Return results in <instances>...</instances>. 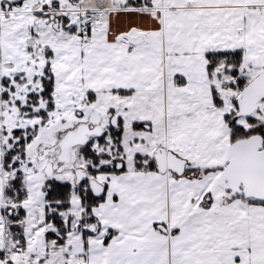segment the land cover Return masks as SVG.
Masks as SVG:
<instances>
[{
	"label": "snow or ice",
	"instance_id": "obj_1",
	"mask_svg": "<svg viewBox=\"0 0 264 264\" xmlns=\"http://www.w3.org/2000/svg\"><path fill=\"white\" fill-rule=\"evenodd\" d=\"M0 264H264V0H0Z\"/></svg>",
	"mask_w": 264,
	"mask_h": 264
}]
</instances>
